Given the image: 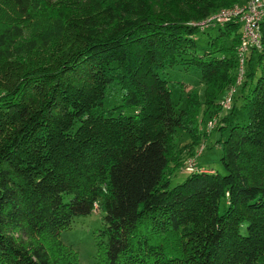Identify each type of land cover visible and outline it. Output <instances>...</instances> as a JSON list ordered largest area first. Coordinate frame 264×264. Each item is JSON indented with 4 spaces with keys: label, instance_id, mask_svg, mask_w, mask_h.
Masks as SVG:
<instances>
[{
    "label": "trees",
    "instance_id": "trees-1",
    "mask_svg": "<svg viewBox=\"0 0 264 264\" xmlns=\"http://www.w3.org/2000/svg\"><path fill=\"white\" fill-rule=\"evenodd\" d=\"M238 1L0 0V264H80L60 232L95 210V264H264V17L217 119L224 172L193 159L169 186L209 134L195 106L221 110L236 77L240 21L194 22ZM175 65L198 71L202 101L184 86L173 101Z\"/></svg>",
    "mask_w": 264,
    "mask_h": 264
},
{
    "label": "rangeland",
    "instance_id": "rangeland-1",
    "mask_svg": "<svg viewBox=\"0 0 264 264\" xmlns=\"http://www.w3.org/2000/svg\"><path fill=\"white\" fill-rule=\"evenodd\" d=\"M248 0H239L235 4H243ZM159 3V2H158ZM163 4V3H159ZM234 5V4H233ZM232 5V6H233ZM227 8V7H225ZM221 9V8H220ZM218 9L217 11H219ZM217 11H214L212 13H215ZM210 13V14H212ZM196 20H193L194 22ZM201 21V20H200ZM200 21L194 22L198 23ZM217 34V28H209L208 33H200L197 35L196 43H197V48L199 51H203L207 47V38L208 35L214 36ZM27 35V33H26ZM184 65H175L173 67L167 68L164 71V76L169 80V86L171 90V97L173 101L177 102L182 95L181 91V86H184L186 90L192 89L194 93H196V98L200 99L202 101L204 99L203 97V91H204V85L200 83L199 80V73L196 69L193 67L189 68H184ZM224 97V96H223ZM223 97H220L221 101ZM120 94L117 91H111L108 92L105 98L104 105L106 107H113L115 105H118L120 103ZM229 110H223L219 109L218 111L214 112L211 114L207 113L204 115L203 113V108L202 104L196 105L194 108V119H195V124L197 125L198 129H201L202 131L204 130L203 127L205 125V122L208 119L215 118L216 123L218 117L221 115H225L228 113ZM116 111V110H115ZM134 109L132 107H125L122 109V112L124 114H131L133 113ZM231 118L235 119H243L244 118V113L243 111L238 107H236L234 113L232 114ZM217 125V124H216ZM215 125V127H216ZM211 129L210 131H205L204 132H209L206 138H203L202 143L197 147L195 145V151L196 156H187L186 154H180L175 156V160L178 158L183 157L185 158L184 162L180 167H178L174 173L170 176L169 179V186H173L179 182H181L186 174V169L188 167V162L192 161L193 159H196L195 163H200L204 164L206 166H209L218 172L223 173L224 169L223 166L220 162V145L219 143H216L215 141L221 137V135L224 137L227 134L226 130L219 131L217 129ZM192 138L185 132H179L178 135L176 136L175 140V148L174 150L177 151L180 147L183 148L187 143H191ZM203 145L204 150L202 151L201 154H198L199 147ZM183 153V152H181ZM179 154V152H178ZM190 164H192L190 162ZM223 204H221V209H222ZM101 211H93L88 215L85 216H77L74 218L71 227L66 230H62L60 232V240L66 244V245H71L75 250H77L78 255H79V261L80 264H95L94 262V252H95V239L93 236V232L96 231L98 227L101 226Z\"/></svg>",
    "mask_w": 264,
    "mask_h": 264
},
{
    "label": "built area",
    "instance_id": "built-area-1",
    "mask_svg": "<svg viewBox=\"0 0 264 264\" xmlns=\"http://www.w3.org/2000/svg\"><path fill=\"white\" fill-rule=\"evenodd\" d=\"M236 17L240 21L239 42L236 47L237 70L234 83L229 86L223 99L220 101L223 110H229L232 105L236 87L242 82L245 74V64L249 51L259 49L261 45L260 22L264 17V0H248L243 4H234L227 8L209 14L208 17L195 23L201 28L207 27L211 22H223ZM216 125V119L211 118L205 122L203 129L210 131ZM192 161L188 162L187 169L191 168Z\"/></svg>",
    "mask_w": 264,
    "mask_h": 264
}]
</instances>
